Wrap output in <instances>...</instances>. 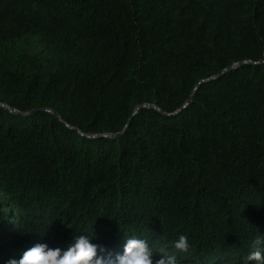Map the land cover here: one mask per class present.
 <instances>
[{"label": "trees", "instance_id": "obj_1", "mask_svg": "<svg viewBox=\"0 0 264 264\" xmlns=\"http://www.w3.org/2000/svg\"><path fill=\"white\" fill-rule=\"evenodd\" d=\"M80 234L264 253V0H0V264Z\"/></svg>", "mask_w": 264, "mask_h": 264}, {"label": "clouds", "instance_id": "obj_2", "mask_svg": "<svg viewBox=\"0 0 264 264\" xmlns=\"http://www.w3.org/2000/svg\"><path fill=\"white\" fill-rule=\"evenodd\" d=\"M260 243L259 239L255 241L256 245ZM174 248L179 252H187L188 237L180 235L174 243ZM106 251L105 246L92 243L91 237L80 234L74 236L67 250L51 248L46 243H36L25 250L18 260L10 259L7 264H178L177 255L163 248L157 250L159 258L154 260L153 250L147 241L135 235L127 238L123 254L113 256L111 252H107L106 256L98 255V252ZM247 260L264 264V253L256 249L248 255Z\"/></svg>", "mask_w": 264, "mask_h": 264}, {"label": "water", "instance_id": "obj_3", "mask_svg": "<svg viewBox=\"0 0 264 264\" xmlns=\"http://www.w3.org/2000/svg\"><path fill=\"white\" fill-rule=\"evenodd\" d=\"M189 100H190V98H189Z\"/></svg>", "mask_w": 264, "mask_h": 264}]
</instances>
